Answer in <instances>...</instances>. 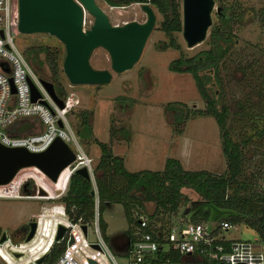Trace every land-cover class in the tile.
<instances>
[{
    "label": "rangeland",
    "instance_id": "obj_1",
    "mask_svg": "<svg viewBox=\"0 0 264 264\" xmlns=\"http://www.w3.org/2000/svg\"><path fill=\"white\" fill-rule=\"evenodd\" d=\"M94 1L112 24H121L131 19L142 21L145 18L141 0L115 3L109 0ZM174 2L181 21V0ZM219 3L231 5L235 12L241 13V20L232 29V43L219 60L217 72L220 101L227 107L225 126L230 138L239 143L242 151L240 172L227 191L232 192L237 187V182L243 181L244 186L237 188L238 193L247 196L252 190L264 191V22L256 16L264 7V0H214L212 12ZM151 6L155 12V22L138 59L130 69L122 73L112 71L107 49L97 45L91 49L88 61L92 67L107 68L112 72L107 82L68 85L60 74L64 90L73 91L79 99L76 104L77 112L69 116L75 129L79 127L78 111H87L91 135L79 137V140L86 155L91 157L92 175L100 154L99 144L102 142L112 153L122 156L123 166L129 171L142 168L159 170L163 167L164 159L172 156L180 161L185 170L223 172L226 169V159L221 150L220 131L214 117L202 113L205 102L190 73L167 68L169 60L178 55L179 49L189 54L204 44L201 41L186 46L180 27L173 34L179 48L164 46L169 37L159 28L162 15L154 5ZM212 18L211 15V20ZM91 21L92 15L86 11L83 26L87 27ZM13 40L33 72L39 77L51 78L48 63L38 59L29 47L38 44H45L50 48L58 47L59 55L63 56V44L45 33L18 32ZM54 90L62 95L59 87L54 86ZM119 98H125L130 104L119 106ZM169 104L181 105L187 116L182 121L175 122L172 110L167 107ZM119 126L128 130L127 136L110 134ZM65 171L64 169L61 172L58 181L54 183L36 168L20 170L14 179L21 176L24 177L23 182L27 180L24 184L21 182L20 192L39 194L40 186L56 196L52 199L0 196V233L4 231L11 242L23 240L26 223L33 219L40 210V205L51 211V206L63 204L60 196L64 194L67 186ZM115 180L118 184L122 183L121 178L116 177ZM183 191L191 199L197 197L188 188H183ZM40 196L44 195H38ZM186 205L187 202L181 201L175 211H169L167 206L155 208L154 203L144 202L141 210L147 213L156 211L153 216L165 221L172 214L183 213ZM135 208L137 207L132 206L129 210L131 217ZM101 219L105 223L101 233L109 243L116 262L125 264L123 257L112 247L113 241L118 242L119 237L127 233L126 227L130 225L121 203L106 202L101 211ZM218 219L212 218L208 221L215 223ZM49 220L52 221L51 218ZM49 222L45 220L40 223L44 229L40 232L38 226V235H45L44 232L49 234ZM222 233L230 239L258 242L256 232L241 222L233 223ZM86 237L89 240L95 239L91 224L87 228ZM262 248L264 249L263 246ZM2 263L4 260L0 258V264ZM177 264L184 263L181 261Z\"/></svg>",
    "mask_w": 264,
    "mask_h": 264
},
{
    "label": "built area",
    "instance_id": "obj_2",
    "mask_svg": "<svg viewBox=\"0 0 264 264\" xmlns=\"http://www.w3.org/2000/svg\"><path fill=\"white\" fill-rule=\"evenodd\" d=\"M0 22V143L39 151L58 136L74 153V158L63 167L66 170L65 185L70 173L77 167L85 166L94 190L91 194L92 215L87 222L80 218L70 219L61 203L51 206V211L40 205V210L33 217L36 224L30 238L11 242L5 235L0 241V258L4 260L2 264H118L101 233V212L91 170V157L84 152L76 129L70 122L69 116L76 111L79 99L73 91L64 90L60 74L68 85L88 83L68 80L62 70L63 57L57 59L54 66L49 65L51 78L39 77L33 72L13 40L15 34L22 33L17 29V0H0ZM42 79L52 83L55 95L62 101L61 106L50 95ZM29 81L38 91V96L33 100L30 98ZM54 86L61 89L62 95L54 90ZM24 117L34 119L28 130H20L18 126ZM13 176L0 184L1 197L52 199L56 196L47 191L45 194H38L37 191L35 194L22 193L19 188L24 177L14 179ZM132 218L128 232L119 237L118 242L113 241L112 245L114 251L123 257L125 264H177L181 261L184 264H264V249L260 242L230 239L223 235L222 232L232 225L227 219L211 223L208 220H192L188 214L181 213L172 214L162 221L139 208L133 210ZM45 220L50 224L47 227L49 234L44 232L45 235H38V226ZM59 224L64 230L59 238H55ZM83 224L85 231L82 229ZM90 224L95 233V239L92 240L86 237ZM43 229L41 224L40 232ZM58 241L63 242L59 253L43 263L53 242ZM41 255L42 260L36 263L35 259Z\"/></svg>",
    "mask_w": 264,
    "mask_h": 264
},
{
    "label": "trees",
    "instance_id": "obj_3",
    "mask_svg": "<svg viewBox=\"0 0 264 264\" xmlns=\"http://www.w3.org/2000/svg\"><path fill=\"white\" fill-rule=\"evenodd\" d=\"M112 3L130 0H109ZM154 5L161 13L159 28L169 37L164 46L179 48L175 41L174 32L179 31L181 21L174 0H141ZM211 11L212 20L208 32L202 40L204 46L186 54L179 49L176 57L169 60L167 68L173 71L189 72L200 96L204 99L203 114L214 117L220 131V146L226 159V169L214 173L206 169L185 170L180 161L172 156L164 159L163 167L159 170L142 168L129 171L123 166L122 156L112 153L107 145L99 144L100 154L93 168L94 184L99 199L101 212L108 201L121 203L127 221L132 223L129 210L132 206L141 209L144 202L154 203L157 206L175 211L181 201L187 202L183 213L188 214L192 220H208L212 218L227 219L230 223L241 222L252 228L257 234V240L264 247V191L252 190L247 196H241L238 189L244 186L240 181L232 192L227 189L236 181L240 172L242 151L237 141L230 138L225 126L227 107L220 101V82L217 72L218 62L232 43V29L241 20V13L235 12L231 5L219 3ZM264 22V7L256 15ZM38 59L44 60L48 66L55 65L59 55L58 47L50 48L45 44L29 47ZM119 106L130 104L125 98L117 100ZM175 122L182 121L187 116L181 105L169 104ZM18 126L20 130H28L33 118H21ZM116 131V132H115ZM78 137L85 138L91 135V128L86 110L80 111L79 127L76 129ZM110 134L128 135V130L119 126ZM97 170H100L97 173ZM264 173V166L262 168ZM121 178L118 184L115 178ZM29 185V184H28ZM90 179L72 172L68 176L66 190L60 196L64 210L70 219L80 218L83 222L89 221L92 215V195ZM188 188L196 193L197 197L191 199L183 191ZM151 211L150 215H155ZM222 216V217H220ZM218 219V220H219ZM100 226L105 227L100 218ZM130 226V225H129ZM126 227V232L129 230ZM63 246L62 241L53 242L45 254L43 263L52 260Z\"/></svg>",
    "mask_w": 264,
    "mask_h": 264
},
{
    "label": "water",
    "instance_id": "obj_4",
    "mask_svg": "<svg viewBox=\"0 0 264 264\" xmlns=\"http://www.w3.org/2000/svg\"><path fill=\"white\" fill-rule=\"evenodd\" d=\"M213 5L214 0H181V36L186 46H192L205 38L211 24ZM141 9L145 13L144 20L131 19L112 24L94 0H17V29L22 33L46 32L57 37L64 47L62 70L70 82L102 83L110 79L111 73L107 68H95L89 64L91 49L97 45L105 47L112 70L130 68L138 59L155 20L154 12L147 3L142 2ZM84 11L92 15L87 27L83 26ZM41 81L61 106L62 101L55 95L52 83L44 79ZM29 91L32 100L38 96V91L30 81ZM73 158L71 148L58 136L39 151L0 143V184L7 182L20 167L30 165L56 180L60 170ZM74 172L90 179L85 166L77 167ZM38 191L45 192L40 186ZM93 191L91 188L90 194ZM35 224L33 219L27 221L25 240L32 235ZM82 229L85 231L84 224ZM63 230L64 227L59 224L55 238H59ZM4 238L5 232L2 231L0 241ZM42 258V255L39 256L35 262L39 263Z\"/></svg>",
    "mask_w": 264,
    "mask_h": 264
},
{
    "label": "bare ground",
    "instance_id": "obj_5",
    "mask_svg": "<svg viewBox=\"0 0 264 264\" xmlns=\"http://www.w3.org/2000/svg\"><path fill=\"white\" fill-rule=\"evenodd\" d=\"M145 3H147V4L151 7L152 11L154 12L152 6H151L148 2H145ZM96 4H97V3H96ZM84 13H85V11H84ZM154 15H155V12H154ZM154 22H155V20H154ZM153 25H154V23H153ZM153 25H152V26H153ZM33 33H45V34H49V33H46V32H33ZM33 33H32V34H33ZM49 35L55 37L54 35H51V34H49ZM55 38H57V37H55ZM57 40L60 41L58 38H57ZM60 42H61V41H60ZM128 69H130V68H127V69H124V70H121V71H115V70H112V71H114L115 73H122V72H124V71H126V70H128ZM108 70H109V69H108ZM109 71H110V70H109ZM110 73H112V72L110 71ZM25 168H35V167H34L33 165H30V166H22V167H20V168L15 172V174H14L13 177H15V176L17 175V173H18L20 170L25 169ZM64 169H65V168H62V169H61V171L59 172V174H58L56 180H52V179H50L49 177H47L42 171H40V172H41L43 175H45L50 181L56 183V182L58 181L59 177H60L61 172H62Z\"/></svg>",
    "mask_w": 264,
    "mask_h": 264
},
{
    "label": "flooded vegetation",
    "instance_id": "obj_6",
    "mask_svg": "<svg viewBox=\"0 0 264 264\" xmlns=\"http://www.w3.org/2000/svg\"><path fill=\"white\" fill-rule=\"evenodd\" d=\"M28 229V225H27V223H26V227H25V231Z\"/></svg>",
    "mask_w": 264,
    "mask_h": 264
}]
</instances>
